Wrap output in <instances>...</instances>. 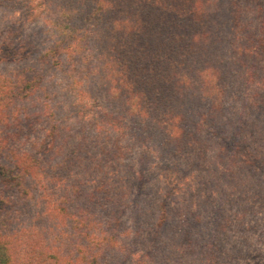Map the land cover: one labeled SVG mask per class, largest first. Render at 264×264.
<instances>
[{"label":"trees","instance_id":"1","mask_svg":"<svg viewBox=\"0 0 264 264\" xmlns=\"http://www.w3.org/2000/svg\"><path fill=\"white\" fill-rule=\"evenodd\" d=\"M13 3L0 264L264 257V0Z\"/></svg>","mask_w":264,"mask_h":264},{"label":"rangeland","instance_id":"2","mask_svg":"<svg viewBox=\"0 0 264 264\" xmlns=\"http://www.w3.org/2000/svg\"><path fill=\"white\" fill-rule=\"evenodd\" d=\"M20 8H21V6L18 3H13L11 5H8L5 8H0V23L3 24V25L7 24V20H10V19H14V20L18 21L19 18H20V13H19ZM256 9H258V8H256ZM253 13H255V12H253ZM259 14L262 17V11H260ZM29 21H30V23H28L27 26L34 25V21H35L34 18L30 19ZM258 65L263 67V69H264V59L261 58V64H258ZM0 71L2 73L6 74L8 72H12L13 69L12 68L11 69L10 68H4L3 70H0ZM263 75H264V73H263ZM98 79L99 78H97V76H96L95 81H97ZM247 85H249V84H246L245 87ZM253 88H254V86L249 85L247 87L248 90H245V96L248 95L249 93H252L251 90ZM96 95L101 98V101L105 102L104 97L102 96V92L100 91V89L99 90L96 89ZM179 199L182 201V195L181 194L179 196ZM178 202L180 203V201H178ZM173 206L176 207L175 202L173 203ZM251 226H252V223H251V225L249 227H251ZM227 249H229V246L227 247ZM256 249L257 248H252V247L250 248V247L247 246L246 250L250 253V256L245 258V259H243V260H241L240 263L241 264H254V263H257L259 261H263L264 257L257 258V259L254 258L255 253L258 252V250H256Z\"/></svg>","mask_w":264,"mask_h":264}]
</instances>
